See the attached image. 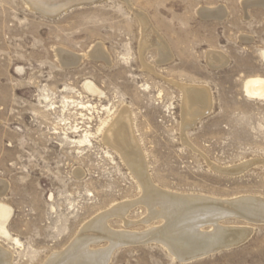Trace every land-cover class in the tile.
<instances>
[{"label":"rangeland","instance_id":"1","mask_svg":"<svg viewBox=\"0 0 264 264\" xmlns=\"http://www.w3.org/2000/svg\"><path fill=\"white\" fill-rule=\"evenodd\" d=\"M246 1L70 0L42 13L25 0H0V245L11 264H46L102 213L141 198L127 164L97 133L122 108L131 111L158 188L215 202L264 200V97L252 100L244 88L264 78V6ZM219 7L223 19L199 12ZM97 45L109 60L91 57ZM59 50L80 60L63 65ZM212 51L226 64L211 67ZM178 84L204 86L212 99L185 129ZM87 132L94 136L85 139ZM245 162L235 176L215 170ZM146 209L137 204L129 224L111 216L106 225L138 234L161 227L162 219L145 223ZM220 224L252 231L233 248L188 262L149 241L119 246L107 264H264V222Z\"/></svg>","mask_w":264,"mask_h":264},{"label":"bare ground","instance_id":"2","mask_svg":"<svg viewBox=\"0 0 264 264\" xmlns=\"http://www.w3.org/2000/svg\"><path fill=\"white\" fill-rule=\"evenodd\" d=\"M25 1L31 7L37 8L36 10L39 9L43 11L42 13L52 12L53 10H58L70 4V0ZM246 3V5L249 4V6H264V0H247ZM60 10L58 11L60 12ZM58 11L55 13H58ZM199 12L205 18L215 19H223L227 14L222 7L210 10L203 8ZM145 33L149 34L150 37V28L147 26H145ZM143 47L145 46L143 45ZM161 48L163 47L161 46ZM58 56L63 65H74L81 57L72 55L65 50H59ZM91 57L109 60V56L100 45L94 48ZM164 60H166V58H164ZM226 61L224 56L219 53L212 51L208 54V64L213 68L225 65ZM177 86H179V89H181L180 91H182L181 117L183 119L182 129H185L193 125L201 115H206L205 113L212 107V99L209 90L204 86H186L185 84H178ZM244 88L247 95L252 98V100L262 99L264 97V78H249L245 81ZM130 112L129 109L122 108L113 117L110 115L112 118L103 120L97 133L101 135L105 146H107V148L111 147V149L119 155L120 159L127 164L128 168L137 179L138 184L141 186V198L137 201L133 202L132 200V202H126L124 204L120 202V205L116 207H114L115 205L113 206V210L107 211L104 214L102 213V215L88 223L83 229V232L84 230H93L95 231L94 233L86 234L82 232L64 252L52 255L46 264H107L113 250L119 246L138 245L140 243L145 244V242L149 241L158 242L179 261L188 262L219 252L223 248H233V246L239 245L250 236L251 229L226 228L220 224L222 220L236 217L244 218L249 222H264L263 199L244 197L232 201L225 200V202H215V200L205 199L201 196L200 198L193 195H177L174 192L162 190V188L160 189L158 186L154 185L148 171H146L147 160L144 158L145 152L143 153L140 145H138L139 142L135 136L136 131L133 132V124L130 119L132 114ZM92 136L94 135L89 132L84 135L85 139L91 138ZM85 139L83 138L80 141V145H83ZM261 162L264 164V161ZM247 167H249V165L245 162V164L239 166L234 165L229 169L227 167L226 169H222L221 167L214 168L215 170L217 169V171L220 170L234 175L239 172L242 173ZM5 187V182L3 183V181L0 180V195L4 193ZM137 204L144 205L147 208L146 210H148L149 214L145 223L156 219H162L163 225L141 234L131 231L127 233L125 231L113 232L108 228L106 221L107 218L111 216H119L126 224H129V222H127L128 220L126 221L125 218L126 214L128 210ZM4 223L5 220H2L1 231H5ZM206 226H209V231L203 230ZM102 240L109 241L110 245L108 248L96 251L90 249L91 244H99ZM11 261V252L0 245V264H11Z\"/></svg>","mask_w":264,"mask_h":264}]
</instances>
